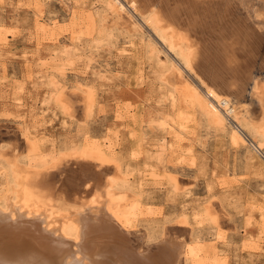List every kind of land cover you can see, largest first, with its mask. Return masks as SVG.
Instances as JSON below:
<instances>
[{"label":"rangeland","instance_id":"374dc122","mask_svg":"<svg viewBox=\"0 0 264 264\" xmlns=\"http://www.w3.org/2000/svg\"><path fill=\"white\" fill-rule=\"evenodd\" d=\"M130 1L0 0V209L60 219L85 196L138 253L264 264V0H228L256 36L233 67L203 54L206 35H168ZM231 70L249 77L229 118L205 91Z\"/></svg>","mask_w":264,"mask_h":264},{"label":"bare ground","instance_id":"6f19581e","mask_svg":"<svg viewBox=\"0 0 264 264\" xmlns=\"http://www.w3.org/2000/svg\"><path fill=\"white\" fill-rule=\"evenodd\" d=\"M172 1H175V7L171 6ZM158 2L159 4L156 5V0H131L129 4L135 13L143 17L152 15L155 24L165 29L168 35H179V31L184 34L206 35L209 44L204 47L203 54L214 53L218 57H224L222 64L225 66H235L238 60L244 57L242 51L246 52L245 48L251 47L254 43L255 34L244 25L242 20L234 16L235 11L233 14V6L228 0L214 5L208 3L207 6H200V2L195 4L193 2L194 5H190L192 1L186 3V0ZM124 8L122 5L120 10L123 11ZM167 43L171 48L172 43ZM202 60L204 61H202V67L206 68V73H210L209 69L216 64L209 60ZM186 64L189 68H193L189 56L186 57ZM231 72L233 75L230 76V81L226 77L215 78L218 91L208 86L205 91L206 95L215 101L211 103V106L224 110L223 112L229 118L233 117L235 112L234 104L229 101L230 89L232 86L237 88L240 81L249 77V73L238 74V70H231ZM180 80L176 81L180 82ZM228 83H230L229 86H224ZM235 118L238 120V117ZM97 187L98 191L103 188ZM87 198L85 196L73 198L74 208L60 219H51L47 210L27 208V205L25 207L22 203L17 205L9 203L7 211L0 209V264H169L178 262L180 247L177 244L175 248L163 245L157 247L154 252L146 254L139 252V254L129 243L127 235L121 232L122 230L113 222L114 213L102 204V206L98 205V199ZM66 228L74 230L76 236L68 237L65 233ZM163 253L168 254L167 256L164 254L165 261L160 260V255ZM188 254L193 256V248L189 247Z\"/></svg>","mask_w":264,"mask_h":264}]
</instances>
